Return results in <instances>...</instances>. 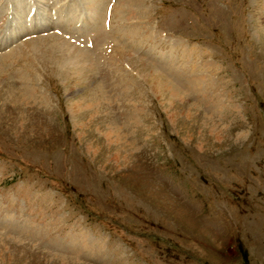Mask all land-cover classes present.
Listing matches in <instances>:
<instances>
[{
    "label": "rangeland",
    "instance_id": "374dc122",
    "mask_svg": "<svg viewBox=\"0 0 264 264\" xmlns=\"http://www.w3.org/2000/svg\"><path fill=\"white\" fill-rule=\"evenodd\" d=\"M0 264H264V0H0Z\"/></svg>",
    "mask_w": 264,
    "mask_h": 264
},
{
    "label": "bare ground",
    "instance_id": "6f19581e",
    "mask_svg": "<svg viewBox=\"0 0 264 264\" xmlns=\"http://www.w3.org/2000/svg\"><path fill=\"white\" fill-rule=\"evenodd\" d=\"M108 20V19H107ZM61 42V41H60ZM60 42H59V44H60ZM58 47V46H57ZM61 47L62 48H64L65 49V44H61ZM79 51V50H78ZM68 53V52H67ZM86 59V58H85ZM152 85L154 86V89H155V91H157V93H159V89L160 88H162L163 86L159 83V81L158 80H156V81H154L153 83H152Z\"/></svg>",
    "mask_w": 264,
    "mask_h": 264
}]
</instances>
